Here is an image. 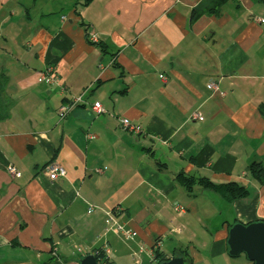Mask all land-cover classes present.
<instances>
[{"label":"crops","instance_id":"obj_1","mask_svg":"<svg viewBox=\"0 0 264 264\" xmlns=\"http://www.w3.org/2000/svg\"><path fill=\"white\" fill-rule=\"evenodd\" d=\"M258 18V0H0V264H79L104 247L111 264L183 251L236 264L230 225L264 220L249 173L264 166ZM52 162L67 175L51 181ZM179 173L249 195L189 191Z\"/></svg>","mask_w":264,"mask_h":264},{"label":"water","instance_id":"obj_2","mask_svg":"<svg viewBox=\"0 0 264 264\" xmlns=\"http://www.w3.org/2000/svg\"><path fill=\"white\" fill-rule=\"evenodd\" d=\"M228 253L237 258L244 254L252 264H264V221L249 224L234 223L228 230ZM79 264H100L98 259L89 254L83 256ZM159 264H192L189 258L174 255Z\"/></svg>","mask_w":264,"mask_h":264},{"label":"built area","instance_id":"obj_3","mask_svg":"<svg viewBox=\"0 0 264 264\" xmlns=\"http://www.w3.org/2000/svg\"><path fill=\"white\" fill-rule=\"evenodd\" d=\"M258 22L260 23H264V19H257ZM90 40L92 42H98V38L95 34L90 36ZM42 78L43 80H46L47 82L53 83V82H58V78L54 73V70L52 67L48 68L43 74H42ZM210 89L213 92H218L219 91V86L217 82H211L210 83ZM83 102V98L80 97H76L73 99V101L71 103H69V105H65L64 107H62L60 109V115L62 117H64L65 115H67L75 106L79 105L80 103ZM93 111L96 114H103L106 112L105 108L103 107V105L99 102H96L93 104L92 106ZM193 119L195 120H203V117L200 113H196L193 115ZM120 125L122 127L123 130L126 131H130L133 132L135 134L140 133V128L137 127L136 125L132 124L131 122H129V120L125 119V118H120L119 119ZM88 140H94V136L93 135H88ZM46 170L48 172V177L51 181H56L61 177H65L67 175V171L66 169L59 163L57 162H52L50 164H48V166L46 167ZM10 173L14 176H19L20 172L16 169V168H10ZM118 231L124 232V228L122 226H118ZM125 233V232H124ZM128 237L131 238L132 234L131 233H127ZM102 251V252H101ZM56 252V250H55ZM103 254V257L98 260L100 264H107L106 260H111V250L109 249V247H104L101 250H95L93 255L98 259V256H100V254Z\"/></svg>","mask_w":264,"mask_h":264},{"label":"trees","instance_id":"obj_4","mask_svg":"<svg viewBox=\"0 0 264 264\" xmlns=\"http://www.w3.org/2000/svg\"><path fill=\"white\" fill-rule=\"evenodd\" d=\"M258 1L264 3V0H258ZM2 79H3V76L0 74V89H1V85H2L1 82H4V81H2ZM249 173L252 176H254L256 179H258L260 182L264 183V166L261 163L255 162V163L251 164L249 167ZM176 180L179 184L183 185L189 191H191L196 184H200V185L204 186L205 188H208V189H211V190L217 192L218 194L225 197L229 201H235V200L243 199V198L248 197V195H249L248 189L245 186L239 185L237 183H231V184H227V185H215L212 182L208 181L207 179H196L195 177L188 176L185 173H179L176 176ZM232 225H230V227ZM99 250H101V249H99ZM175 255H181V256H184L186 258H189L191 260L192 264H194L193 259L190 257V255L187 251H183V252H180V253L175 254ZM156 256L159 259V263L166 261V260H169L168 257H165L164 255L159 254V253H157ZM100 257L101 258L103 257L102 253L100 254V256H98V260L100 259ZM106 263L111 264V260H106Z\"/></svg>","mask_w":264,"mask_h":264},{"label":"rangeland","instance_id":"obj_5","mask_svg":"<svg viewBox=\"0 0 264 264\" xmlns=\"http://www.w3.org/2000/svg\"><path fill=\"white\" fill-rule=\"evenodd\" d=\"M247 261V258L244 254L240 255L239 257L235 258L234 259V262L237 264V263H240V262H246Z\"/></svg>","mask_w":264,"mask_h":264}]
</instances>
